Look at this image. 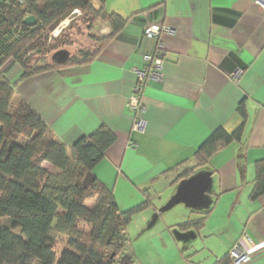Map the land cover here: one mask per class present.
Returning a JSON list of instances; mask_svg holds the SVG:
<instances>
[{
  "label": "crops",
  "instance_id": "1",
  "mask_svg": "<svg viewBox=\"0 0 264 264\" xmlns=\"http://www.w3.org/2000/svg\"><path fill=\"white\" fill-rule=\"evenodd\" d=\"M105 9L127 22L90 64L27 78L11 59L2 66L14 85L12 103L26 101L68 147L99 129L116 135L92 173L120 211L148 201L129 224L140 222L142 234L157 229L162 250L129 249L134 264H213L244 235L255 243L244 264H264V195L250 199L254 164L264 159V7L256 0H105ZM149 23L168 30L147 39ZM158 43L163 78L147 80L145 110L135 115L127 107L136 81L132 70L143 67V55ZM237 68L242 74L234 82ZM241 101L245 123L236 112ZM242 123L244 158L238 161L240 144L232 142L198 171L211 173L205 206L178 203L184 209L164 215L178 205L160 211L189 178L184 170L196 169L195 150L217 128L232 133ZM203 217L193 236L176 239L178 224ZM201 251L203 260L196 259Z\"/></svg>",
  "mask_w": 264,
  "mask_h": 264
},
{
  "label": "trees",
  "instance_id": "2",
  "mask_svg": "<svg viewBox=\"0 0 264 264\" xmlns=\"http://www.w3.org/2000/svg\"><path fill=\"white\" fill-rule=\"evenodd\" d=\"M72 11L90 16L91 23L103 21L110 34L99 38V46L93 51L71 56L60 49L51 61L47 55L27 57L35 44L49 38ZM29 15L36 19L33 25L23 22ZM126 22L106 11L105 0H0V264H134L124 251L125 230L132 217L149 203L120 211L112 192L92 173L116 135L103 128L79 137L69 147L57 141L26 101L11 111L14 85L1 72L10 59L22 69L21 78L88 65ZM236 112L245 123L244 101ZM244 123L232 133L223 128L214 130L194 152L197 171L185 169L182 176L188 178L206 169L210 159L232 142L240 144V162L245 152ZM45 163L49 169L43 167ZM254 170L250 199L257 200L264 195V159L255 162ZM88 201H95L93 207ZM204 218L188 219L177 229L198 231ZM79 223L89 226L90 232L80 229ZM60 237L67 239V246L57 254L55 244ZM213 264H229L228 254Z\"/></svg>",
  "mask_w": 264,
  "mask_h": 264
},
{
  "label": "rangeland",
  "instance_id": "3",
  "mask_svg": "<svg viewBox=\"0 0 264 264\" xmlns=\"http://www.w3.org/2000/svg\"><path fill=\"white\" fill-rule=\"evenodd\" d=\"M94 2V6L98 7V3ZM108 25L101 20H97L95 23H91L90 16L81 13L80 11H72L68 14L64 19H62L57 26L51 31L49 38L46 40H39L35 46L31 49V51L27 54L29 55H47L49 61H51L52 55L63 49L67 51V53L71 56L78 55L84 51H93L98 46V39L107 37L110 34V30H108ZM15 108V104H12L11 111ZM45 169H49V165L47 163L43 164ZM95 201H88L87 205L89 207H93ZM185 206L183 204H178L171 208L170 210L164 212V215H171L178 211V209H184ZM177 213V212H176ZM162 221V220H161ZM1 222V220H0ZM162 223V222H161ZM127 228V234H125V253L130 249L138 248L143 249L145 245L148 247L149 245H153V248L156 252L161 250L159 248V244L157 241L159 239L157 229L147 230L144 233H140L139 227L140 222H132V224ZM80 229L85 231L86 233L90 232V227L84 223H79ZM142 234V235H141ZM160 240V239H159ZM200 241H197L196 245H199ZM67 246V239L64 237H60L57 239L55 244V250L57 254H60ZM196 259L203 260L202 251L195 254ZM115 264H119V261Z\"/></svg>",
  "mask_w": 264,
  "mask_h": 264
},
{
  "label": "built area",
  "instance_id": "4",
  "mask_svg": "<svg viewBox=\"0 0 264 264\" xmlns=\"http://www.w3.org/2000/svg\"><path fill=\"white\" fill-rule=\"evenodd\" d=\"M256 3L261 7H264V0H256ZM168 29L160 27L156 24H146L143 28V35L147 39L157 38L161 31H167ZM163 55L164 50L160 43L157 44L154 53H146L143 55V67L133 68V72L136 75V81L133 86L132 92L128 98L127 107L135 114L138 115L145 110V106L142 101L143 89L146 85L147 80H162L163 72ZM242 70L237 68L234 70L230 77L234 82H238ZM140 120L134 123V128L140 126ZM241 242H247V246L243 247ZM255 243H253L250 238L246 235L243 236L240 242H237L228 252L229 264H244L251 260L250 250L254 248Z\"/></svg>",
  "mask_w": 264,
  "mask_h": 264
},
{
  "label": "water",
  "instance_id": "5",
  "mask_svg": "<svg viewBox=\"0 0 264 264\" xmlns=\"http://www.w3.org/2000/svg\"><path fill=\"white\" fill-rule=\"evenodd\" d=\"M24 24L33 25L36 22V19L33 15L26 16L23 19ZM210 176L209 171H200L188 179L182 181L178 187L176 194L172 199L160 209V211L166 210L178 203H185L193 207H204L205 206V194L208 191L210 185ZM194 230L180 231L175 230L173 233L176 236V239L179 241H185L189 236H193ZM127 264V263H124Z\"/></svg>",
  "mask_w": 264,
  "mask_h": 264
}]
</instances>
